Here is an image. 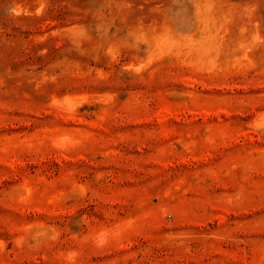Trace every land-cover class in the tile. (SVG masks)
Returning <instances> with one entry per match:
<instances>
[{
    "label": "rangeland",
    "instance_id": "374dc122",
    "mask_svg": "<svg viewBox=\"0 0 264 264\" xmlns=\"http://www.w3.org/2000/svg\"><path fill=\"white\" fill-rule=\"evenodd\" d=\"M0 264H264V0H0Z\"/></svg>",
    "mask_w": 264,
    "mask_h": 264
}]
</instances>
